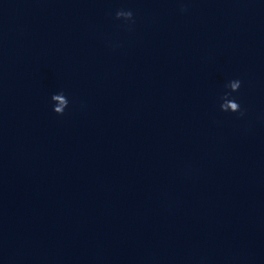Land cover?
I'll list each match as a JSON object with an SVG mask.
<instances>
[{
	"label": "clouds",
	"instance_id": "1",
	"mask_svg": "<svg viewBox=\"0 0 264 264\" xmlns=\"http://www.w3.org/2000/svg\"><path fill=\"white\" fill-rule=\"evenodd\" d=\"M184 9H182L183 11ZM117 20H124L125 22L134 23L133 12L131 10H118L115 14ZM241 81L239 79H234L228 82L226 87L230 89V92H226L222 97L223 103H221L220 108L224 112L240 113L242 116L244 114L241 109V105L235 98L229 99V96L233 92L239 91L241 87ZM51 100L54 102L53 111L58 115H63L65 109L67 108L69 101L63 92L58 94H53Z\"/></svg>",
	"mask_w": 264,
	"mask_h": 264
}]
</instances>
